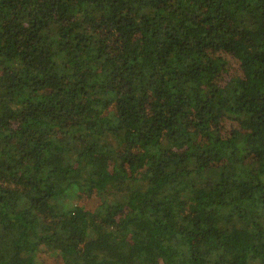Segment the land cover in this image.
Segmentation results:
<instances>
[{"label": "trees", "instance_id": "1", "mask_svg": "<svg viewBox=\"0 0 264 264\" xmlns=\"http://www.w3.org/2000/svg\"><path fill=\"white\" fill-rule=\"evenodd\" d=\"M0 264H264V0H0Z\"/></svg>", "mask_w": 264, "mask_h": 264}, {"label": "rangeland", "instance_id": "2", "mask_svg": "<svg viewBox=\"0 0 264 264\" xmlns=\"http://www.w3.org/2000/svg\"><path fill=\"white\" fill-rule=\"evenodd\" d=\"M235 66H236V64H235ZM237 66H238V65H237ZM95 204H96L95 201H92V202L89 204V208L94 207ZM39 214H40V216L43 217L44 220H47V221H48V218H47V216L44 215V212L40 211Z\"/></svg>", "mask_w": 264, "mask_h": 264}]
</instances>
